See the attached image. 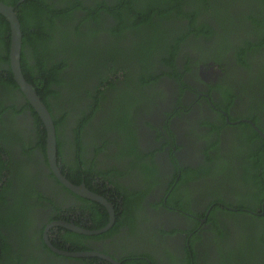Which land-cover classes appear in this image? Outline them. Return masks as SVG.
<instances>
[{
  "label": "flooded vegetation",
  "instance_id": "af4514ba",
  "mask_svg": "<svg viewBox=\"0 0 264 264\" xmlns=\"http://www.w3.org/2000/svg\"><path fill=\"white\" fill-rule=\"evenodd\" d=\"M233 1L222 2L232 6ZM215 11L203 19L219 25L235 45L237 37L248 36L246 29L233 33L230 25L222 27ZM181 33L174 29L170 35L174 39ZM106 37L102 31L92 39ZM214 51L210 38L188 37L175 57L176 68L161 63V77L138 87L137 97L122 106L133 114L130 132L109 130L98 153L85 136L81 145L75 139L73 118L60 128L62 175L102 201L61 181L48 159L47 134L46 152L38 145L42 141L30 109L0 116V136L17 129L26 140L11 142L10 152L16 151L6 173L11 186L45 197L29 212L25 231L30 241L22 247L23 239H15L10 254L21 256L16 264H264V188L247 177L264 173V152L258 163L249 158L259 140L250 142L251 130L240 125L251 123L264 137L263 108H255L260 126L248 118L252 98L264 101V92L249 89V98L245 85L256 88L251 71L238 64L234 51L224 59H217ZM213 69L218 72L211 73ZM230 88L236 94L232 103L226 95ZM26 101L21 88L0 84V103L20 109ZM92 166L96 188L88 185L84 173ZM77 178L80 183L74 182ZM67 223L103 231L84 233ZM80 252L89 255H76Z\"/></svg>",
  "mask_w": 264,
  "mask_h": 264
},
{
  "label": "trees",
  "instance_id": "16d2710c",
  "mask_svg": "<svg viewBox=\"0 0 264 264\" xmlns=\"http://www.w3.org/2000/svg\"><path fill=\"white\" fill-rule=\"evenodd\" d=\"M2 1L16 7L23 30L22 70L48 106L57 134L60 136V128L73 118V136L80 145L85 136L96 153L104 147L109 130L127 129L130 132L133 114L123 111L122 106L127 104V99L137 97L138 87L148 86L161 77L163 73L159 74L158 69L161 63L176 68L174 60L179 55V48L193 34L212 40L213 55L217 59H224L227 53L234 51L238 64L251 71L250 82L256 87L245 85L248 96L251 89L264 92V0H236L232 6L224 4V0ZM213 11L214 15H219L216 22L223 19L222 27L230 25L233 33L246 29L248 36L237 37L239 43L235 45L219 25L203 19L206 13ZM169 29L171 32L177 29L182 35L172 39ZM102 31L106 33V39H92ZM10 32L9 21L0 14V84L20 89L10 66ZM84 44L88 46L86 49ZM72 48L73 51L68 53ZM226 95L230 103L236 97L231 88ZM252 101L248 118L258 124L259 109L255 108L261 107L264 111V101L260 97L252 98ZM28 109L40 132L42 142L38 145L46 152L44 123L28 99L20 109L16 104L0 103V116L9 112L27 114ZM240 125H247L251 130L250 142L259 140L258 147L248 151L249 158L258 163L264 152V137L251 123L241 122ZM260 128L264 132V126ZM58 135V156L64 160ZM11 142L26 144V140L17 129L7 136H0V210H4L0 214V264H16L15 260L21 259L17 254L12 256L10 251L16 238L23 239L22 247L30 241L25 231L31 221L29 212L45 198L39 191H17L11 186L6 176L11 171L13 153L16 152H10L13 149ZM79 161L77 158L74 162L78 167ZM84 173L88 185L96 188L97 185L92 183L97 171L92 166ZM262 176L264 178V173L257 171L251 179L247 177L264 188V180L258 182ZM81 179L74 182L80 183ZM260 241H264L263 235Z\"/></svg>",
  "mask_w": 264,
  "mask_h": 264
},
{
  "label": "water",
  "instance_id": "95a60500",
  "mask_svg": "<svg viewBox=\"0 0 264 264\" xmlns=\"http://www.w3.org/2000/svg\"><path fill=\"white\" fill-rule=\"evenodd\" d=\"M0 14L4 15L7 20L10 23L11 26V47H10V63L11 68L14 73V78L21 90L26 95L28 101L30 104L34 107L35 111L38 113L39 117L43 121V125L46 129L47 134V154L48 159L50 162V165L52 169L55 171V173L58 175V177L61 179V181L71 190L74 192L87 196L89 198L93 199H101L99 196L88 190L85 185H76L72 182H70L67 178H65L59 167H58V141H57V132H56V125L54 122V118L48 108V106L45 104V102L41 99L40 95L38 94L36 87L34 84L30 83L22 70V63H21V54H22V45H23V30L21 21L15 11V8L4 1L0 0ZM211 73H217V69H213L210 71ZM261 134L264 136V134L261 132ZM70 228L84 232V233H99L103 230H97V231H88L85 229H82L80 227H76L72 224L67 223ZM61 253L67 254L66 251H62ZM76 255L79 256H87L89 255L88 252H80L76 253Z\"/></svg>",
  "mask_w": 264,
  "mask_h": 264
}]
</instances>
